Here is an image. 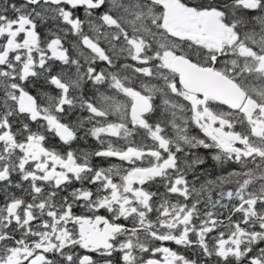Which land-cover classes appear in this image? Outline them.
Returning a JSON list of instances; mask_svg holds the SVG:
<instances>
[{"label":"snow or ice","instance_id":"obj_1","mask_svg":"<svg viewBox=\"0 0 264 264\" xmlns=\"http://www.w3.org/2000/svg\"><path fill=\"white\" fill-rule=\"evenodd\" d=\"M0 264H264V0H0Z\"/></svg>","mask_w":264,"mask_h":264},{"label":"flooded vegetation","instance_id":"obj_2","mask_svg":"<svg viewBox=\"0 0 264 264\" xmlns=\"http://www.w3.org/2000/svg\"><path fill=\"white\" fill-rule=\"evenodd\" d=\"M89 146H94V142L93 141H89V145H82V147H89ZM203 151V150H202ZM113 162H117V161H113ZM118 163V162H117ZM209 165H212L214 162H212L210 159L208 160ZM211 167L209 168V171H211ZM173 247H175L174 245H172Z\"/></svg>","mask_w":264,"mask_h":264}]
</instances>
